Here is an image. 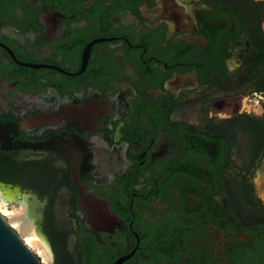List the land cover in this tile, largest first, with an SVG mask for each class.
Here are the masks:
<instances>
[{
	"label": "flooded vegetation",
	"instance_id": "obj_1",
	"mask_svg": "<svg viewBox=\"0 0 264 264\" xmlns=\"http://www.w3.org/2000/svg\"><path fill=\"white\" fill-rule=\"evenodd\" d=\"M0 206L43 264H264V0H0Z\"/></svg>",
	"mask_w": 264,
	"mask_h": 264
},
{
	"label": "water",
	"instance_id": "obj_2",
	"mask_svg": "<svg viewBox=\"0 0 264 264\" xmlns=\"http://www.w3.org/2000/svg\"><path fill=\"white\" fill-rule=\"evenodd\" d=\"M0 264H43L12 226L7 215L0 212Z\"/></svg>",
	"mask_w": 264,
	"mask_h": 264
},
{
	"label": "rangeland",
	"instance_id": "obj_3",
	"mask_svg": "<svg viewBox=\"0 0 264 264\" xmlns=\"http://www.w3.org/2000/svg\"><path fill=\"white\" fill-rule=\"evenodd\" d=\"M0 212H2L4 215H7L9 217V219H11V217L16 213V210L15 209H7L4 206H0ZM10 223L12 224V226L15 225V223L12 222V221ZM17 230L19 231V234L22 236L21 231L18 228H17ZM22 237H23L24 240L26 239L25 235H23ZM27 244L29 245V247L31 249H33L32 248V243L30 241H27ZM44 260L47 262V259L44 258Z\"/></svg>",
	"mask_w": 264,
	"mask_h": 264
},
{
	"label": "bare ground",
	"instance_id": "obj_4",
	"mask_svg": "<svg viewBox=\"0 0 264 264\" xmlns=\"http://www.w3.org/2000/svg\"><path fill=\"white\" fill-rule=\"evenodd\" d=\"M5 200V199H4ZM14 222L15 224H16V227L21 231V234H22V236H23V234L25 233V231H26V228L23 226V225H21V224H19V222H18V217H15V216H12L11 217V219H10V222ZM25 235V234H24Z\"/></svg>",
	"mask_w": 264,
	"mask_h": 264
}]
</instances>
